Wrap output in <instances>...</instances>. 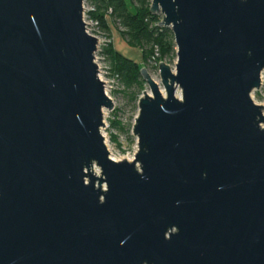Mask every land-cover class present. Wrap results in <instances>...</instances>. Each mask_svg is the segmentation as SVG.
Returning a JSON list of instances; mask_svg holds the SVG:
<instances>
[{"label": "water", "instance_id": "1", "mask_svg": "<svg viewBox=\"0 0 264 264\" xmlns=\"http://www.w3.org/2000/svg\"><path fill=\"white\" fill-rule=\"evenodd\" d=\"M150 12L177 62L116 161L84 0H0V264H264V0Z\"/></svg>", "mask_w": 264, "mask_h": 264}, {"label": "trees", "instance_id": "2", "mask_svg": "<svg viewBox=\"0 0 264 264\" xmlns=\"http://www.w3.org/2000/svg\"><path fill=\"white\" fill-rule=\"evenodd\" d=\"M96 7L94 18L101 20L104 30L110 34L109 20L120 27L127 44L141 52L143 63L139 64L117 53L111 45L106 50L107 60L113 71L121 78L129 91L135 90L132 99L139 98L145 82L141 75L155 49L160 51V61H173L177 57L175 37L169 28H161V18L150 12L151 0H90Z\"/></svg>", "mask_w": 264, "mask_h": 264}, {"label": "rangeland", "instance_id": "3", "mask_svg": "<svg viewBox=\"0 0 264 264\" xmlns=\"http://www.w3.org/2000/svg\"><path fill=\"white\" fill-rule=\"evenodd\" d=\"M109 26L111 33H107V39L105 40V43H108V47L112 45L117 53L139 64L143 63L141 52L130 47L124 40L122 36L124 31L111 20H109ZM107 62L108 65L111 64L109 60H107ZM162 62L170 65L174 70L177 57L173 61H161V63ZM145 67L148 68L150 72L149 67L144 66V68ZM157 81L160 82L158 79ZM134 92V89L129 91L126 87L115 90L113 95L115 109L113 111H106L105 114V127L103 132L105 134L107 146L110 148L117 161L133 160L138 150L137 138L134 135V125L139 112L138 104L145 92L150 93V89L145 84L138 95L139 98L135 100L132 99V94ZM252 98L256 104L264 107V88L261 91L255 92ZM95 172L101 175V171L98 168H95Z\"/></svg>", "mask_w": 264, "mask_h": 264}, {"label": "built area", "instance_id": "4", "mask_svg": "<svg viewBox=\"0 0 264 264\" xmlns=\"http://www.w3.org/2000/svg\"><path fill=\"white\" fill-rule=\"evenodd\" d=\"M96 11H97L96 7L91 3L90 0H84L83 19H84V23L86 24L85 25L86 31L91 37H94L95 39L98 40L97 52L95 53V62L99 70L98 77L105 84V92L107 96L114 103V99H113L114 91L119 88H124V86L122 85L120 76L113 71L110 65H108L107 56L105 53V50L108 47V43L107 42L105 43V40L107 39V32L104 30L101 20L98 18H94V13ZM159 17L161 18L160 21L161 23L163 20V16L161 15ZM159 59H160V51L158 48H156L153 57L149 61L150 73L151 72L153 73V74L151 73L152 74L151 76L155 81H157V79L160 80L159 65L161 61ZM263 88H264V74L262 75V87L259 91H261ZM104 114H106V111L104 112ZM103 135L105 136L104 132ZM109 151L111 153L112 159L117 161L110 148Z\"/></svg>", "mask_w": 264, "mask_h": 264}, {"label": "bare ground", "instance_id": "5", "mask_svg": "<svg viewBox=\"0 0 264 264\" xmlns=\"http://www.w3.org/2000/svg\"><path fill=\"white\" fill-rule=\"evenodd\" d=\"M131 161H132V160H131ZM95 174H96L97 176H99V173L96 172Z\"/></svg>", "mask_w": 264, "mask_h": 264}]
</instances>
